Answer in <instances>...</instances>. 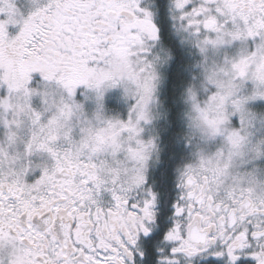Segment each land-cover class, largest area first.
<instances>
[{"label": "flooded vegetation", "instance_id": "af4514ba", "mask_svg": "<svg viewBox=\"0 0 264 264\" xmlns=\"http://www.w3.org/2000/svg\"><path fill=\"white\" fill-rule=\"evenodd\" d=\"M19 1L24 4L9 0L4 5L17 8ZM27 1L30 7L37 0ZM79 1L73 0L68 14L56 15L40 0L42 8L29 17L48 22L54 16L58 26L73 27L62 39L68 42L74 30L86 29L64 53L70 63L82 61L77 52L89 46L85 40L98 32L100 40L104 37L101 24L107 31L109 20L125 27L145 17L146 0H108L107 14L100 6L96 16ZM202 2L222 4L242 37L262 47L264 0ZM146 4L155 7L154 1ZM25 7L18 12L25 13ZM1 15L0 71L12 80L0 82V100H28L22 107L34 114H21L15 129L5 130L0 120V264H264V181L211 166L188 168L162 201L150 177L157 163L154 146L139 150L141 156L125 149L113 161L93 127L89 141L74 138L69 127L82 117L49 119L33 109L42 105L33 102L39 83L25 79L28 70L22 73L20 60L33 23L22 20L24 31L15 27L18 35L13 33L9 42L12 26Z\"/></svg>", "mask_w": 264, "mask_h": 264}, {"label": "rangeland", "instance_id": "374dc122", "mask_svg": "<svg viewBox=\"0 0 264 264\" xmlns=\"http://www.w3.org/2000/svg\"><path fill=\"white\" fill-rule=\"evenodd\" d=\"M38 1L32 4L30 1V7L27 0L24 4L19 1L17 8L8 9L4 4H10L9 0H0V12L5 14L1 15L3 22L12 26L7 32V41L14 38L15 27L24 31L22 20L33 23L27 28L29 32L21 49L26 56L20 58L24 60L22 73L28 70L25 79L39 83L33 102L42 105L40 110L33 109L38 114L48 115L49 119L82 117V121H74L69 127L74 138L81 144L89 141L93 127L113 161L117 160L115 155L125 149L141 156L139 150L154 144L152 127L159 113L161 68L166 62L159 50L155 8L146 4L152 1L146 0L142 8L141 15L145 17L136 18L125 27L117 20H109L112 28L106 31L101 24L99 31L104 37L109 36V41L104 42V37L100 40L98 32L85 40L89 43L87 48L77 42L82 45L77 52H82L80 63H70L72 60L64 58V53L79 38L76 34L86 29L74 30L68 42L62 39L73 27L58 26L60 20L56 17L48 22L40 18L29 20L43 5L49 9L51 2V12L66 15L73 0H63L61 4H57L60 0H43V5ZM202 1L209 2L170 0L182 41L194 46L201 58L195 66L196 84L186 97V115L193 138L190 142L192 159L180 173L188 168L211 166L250 181H264V37L260 48L248 43L232 24L230 15L223 13L222 4L208 6ZM78 4L86 5L83 9L90 16H96L100 6L107 14L110 7L108 0H80ZM23 5L26 12H18L24 11ZM50 15L52 13L47 17ZM84 37L85 34L80 36ZM11 48L16 50L15 46ZM75 49L79 47L75 45ZM9 80L12 79L6 70L0 71V82ZM112 99L123 109L117 111L108 106ZM27 101L0 100V120L5 130L15 129L14 124L21 114L27 117L34 114L23 109ZM9 112L10 118L5 119L4 115Z\"/></svg>", "mask_w": 264, "mask_h": 264}, {"label": "trees", "instance_id": "16d2710c", "mask_svg": "<svg viewBox=\"0 0 264 264\" xmlns=\"http://www.w3.org/2000/svg\"><path fill=\"white\" fill-rule=\"evenodd\" d=\"M152 1L155 2L153 8L159 34V50L165 55L166 62L161 68L159 113L152 127V146L155 147L153 160L157 163L153 164L150 177L161 192L162 201H167L170 190L176 185L175 180L181 174V168L190 164L192 159L193 148L190 144L193 138L186 115V97L190 88L196 84L198 71L195 66L201 58L194 46L182 41L173 20L170 0ZM52 7L53 4L49 10ZM109 106L115 110L123 109L115 99L109 101Z\"/></svg>", "mask_w": 264, "mask_h": 264}]
</instances>
